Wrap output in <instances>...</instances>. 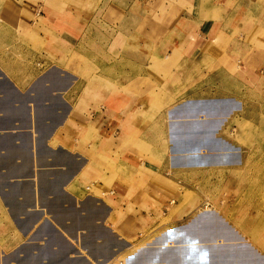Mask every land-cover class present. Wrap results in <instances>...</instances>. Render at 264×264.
I'll use <instances>...</instances> for the list:
<instances>
[{"label": "crops", "instance_id": "0c3cea01", "mask_svg": "<svg viewBox=\"0 0 264 264\" xmlns=\"http://www.w3.org/2000/svg\"><path fill=\"white\" fill-rule=\"evenodd\" d=\"M164 3L159 14L150 0H36L51 34L0 40V264H264L263 219L181 203L173 186V172L227 147L241 78L210 51L264 30V0L182 1L175 18ZM32 42L45 65L24 61L17 82L13 54ZM102 156L107 200L80 191L100 182Z\"/></svg>", "mask_w": 264, "mask_h": 264}, {"label": "rangeland", "instance_id": "374dc122", "mask_svg": "<svg viewBox=\"0 0 264 264\" xmlns=\"http://www.w3.org/2000/svg\"><path fill=\"white\" fill-rule=\"evenodd\" d=\"M33 1L36 2V0H0V40L4 39L3 36L18 37L27 35L33 38L40 33L45 36L51 34L45 28L43 22H39L40 17L30 10V7H35ZM150 1L153 4L152 6L159 10V14L164 12V10H161L165 6L164 0ZM168 1L173 4L172 18L177 17V13L181 10L182 1L187 2V0H167V3ZM144 19L148 20V16L145 15ZM3 20L5 22L11 20L17 25L8 27L6 24H2L1 21ZM161 22L164 21L158 20V24ZM10 23L12 24V22ZM144 27L148 28L145 23H142V28ZM236 35L237 33H234L225 38V42L234 45L232 50H226V45L223 44L222 47L219 46V48L210 51L215 55L223 52L227 59H231L233 66L238 67L236 70L240 73L241 78V92L238 91V94L234 96L238 101L236 106L239 107V110L228 119L226 127L223 128L224 131L222 129L219 134L227 141V147L223 149L225 145L217 146L222 148V151H218L220 156H198L195 166L173 172L175 178L173 186L184 193V196H181L183 198L181 203H186L188 199L198 196L204 200L205 209L210 207L227 219L229 217L235 219L240 216L249 215V217H252L258 215L256 221L259 222L261 219L264 221V30L255 28L243 40L239 41L234 40ZM20 38L22 40L23 37ZM98 39L102 43L101 34ZM212 43L214 44L216 41L214 40ZM17 45L15 46L16 49L18 48ZM22 49H17L13 54L16 57L17 82H25L23 69L27 64L24 65V61L31 62L32 66L37 68V71H40L45 65L40 64L45 58V56L42 57L45 55L43 54V46L32 42L27 52ZM228 51H230L229 55H227ZM168 56L166 57L169 58ZM166 57L151 58L154 71L162 68L159 63H162L163 59V64H165ZM154 60L158 62V65H153ZM162 80L159 79L157 83H161ZM226 87L230 88L229 86ZM226 91L234 92L231 88ZM39 94H42L41 90L38 91ZM230 96L233 97V94ZM18 108L20 109V107ZM201 153L203 155L208 152L202 150ZM100 165L106 166L105 172L107 174L112 175L114 173V168L109 167L110 163H107L104 156L100 160ZM105 172L100 179L103 185L100 182L89 181L80 191L107 200L106 195L110 192L108 182H110L112 176L106 175ZM195 191L197 195H195ZM162 223H166V221ZM147 235L145 233L142 238ZM106 243L107 240L100 243H91V250H85V252H88L89 257L93 254L100 258L104 251L103 245ZM123 263L122 258L94 262V264Z\"/></svg>", "mask_w": 264, "mask_h": 264}, {"label": "bare ground", "instance_id": "6f19581e", "mask_svg": "<svg viewBox=\"0 0 264 264\" xmlns=\"http://www.w3.org/2000/svg\"><path fill=\"white\" fill-rule=\"evenodd\" d=\"M211 7H212V6H211ZM244 11H245V10H244ZM247 13L250 14L249 12H247ZM260 33H261V32H260ZM260 33H259V34H260ZM33 38H34V37H33ZM168 57H169V56H168ZM166 58H167V57H166ZM159 62H160V61H159ZM163 62H164V61H163V59H162V63L160 62L159 65H163ZM153 65H158V62L154 60ZM161 69H162V68H161ZM170 75H171V74H170ZM35 81L38 82V81H40V79L35 80ZM8 110H9V109H8ZM15 111H16V110H15ZM1 114H2V113H1ZM14 114H15V113H14ZM8 116H9V115H8ZM44 116H45V115H44ZM14 119H15V118H14ZM41 119H42V118H41ZM15 121H16V120H15ZM34 135H35V134H34ZM16 140H17V139H16ZM32 140H33V139H32ZM12 141H13V140H12ZM31 142H32V141H31ZM11 143H12V142H11ZM27 143H28V142H27ZM22 144H23V143H22ZM23 145H24V144H23ZM200 151H201V150H200ZM185 155H186V154H185ZM14 173H15V172H14ZM35 179H36V178H35ZM35 179H34V180H35ZM35 181H36V180H35ZM206 209H207V208H206ZM205 211H206V210H205ZM67 213H68V212H67Z\"/></svg>", "mask_w": 264, "mask_h": 264}]
</instances>
